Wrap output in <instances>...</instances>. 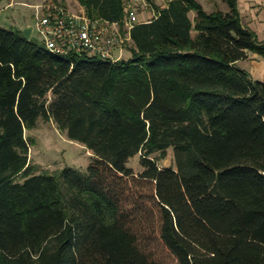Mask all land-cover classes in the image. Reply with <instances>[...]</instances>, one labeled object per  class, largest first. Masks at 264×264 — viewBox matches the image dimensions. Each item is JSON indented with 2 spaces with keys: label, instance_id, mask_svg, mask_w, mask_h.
I'll list each match as a JSON object with an SVG mask.
<instances>
[{
  "label": "trees",
  "instance_id": "trees-1",
  "mask_svg": "<svg viewBox=\"0 0 264 264\" xmlns=\"http://www.w3.org/2000/svg\"><path fill=\"white\" fill-rule=\"evenodd\" d=\"M77 1L125 17L124 0ZM224 1L168 0L114 62L0 26V264H166L157 248L170 264H264V81L237 66L264 40ZM39 118L92 152L86 171L31 163Z\"/></svg>",
  "mask_w": 264,
  "mask_h": 264
},
{
  "label": "rangeland",
  "instance_id": "rangeland-1",
  "mask_svg": "<svg viewBox=\"0 0 264 264\" xmlns=\"http://www.w3.org/2000/svg\"><path fill=\"white\" fill-rule=\"evenodd\" d=\"M47 0H15L10 7L2 8L0 11V26L13 29H25L27 26H33L35 21L33 18V8L29 4L42 3ZM57 3L65 6L72 12H83L81 5L77 0H54ZM207 12L216 9L223 11L228 10V6L224 0H198ZM168 0H144L137 6L138 21L151 19L160 7L167 4ZM4 5V3H3ZM195 11L190 12V17L193 18ZM111 29L117 31L124 39L121 58L130 57V47L132 42L127 38V25L117 23L112 25ZM32 38H39L36 29L31 33ZM119 54L118 49L114 55ZM250 62L245 60L237 63L240 68H246ZM25 135L31 137L33 142L29 146L28 157L31 163L38 165L39 172L46 171L49 173H58L64 167L76 168L81 171H86L89 163L92 160V152L89 151L83 144L70 140L66 133L60 130L52 119L39 118L37 125L31 129L25 130ZM140 154H136L128 161V165L132 167L135 174L142 169L140 165ZM161 165H174L173 151L171 148L167 150L165 158L161 159ZM157 255L165 260L166 264L172 262L171 257L166 254V251L157 248Z\"/></svg>",
  "mask_w": 264,
  "mask_h": 264
},
{
  "label": "built area",
  "instance_id": "built-area-1",
  "mask_svg": "<svg viewBox=\"0 0 264 264\" xmlns=\"http://www.w3.org/2000/svg\"><path fill=\"white\" fill-rule=\"evenodd\" d=\"M15 0H0L2 8L10 7ZM144 0H124L125 17L121 23L127 25V38L133 24L137 22V6ZM4 3V5H3ZM33 8L34 25L39 39L51 52L59 56L86 54L117 61L121 58L124 39L111 29L118 22L90 18L83 12H72L54 0L29 4ZM118 49L119 54L114 55Z\"/></svg>",
  "mask_w": 264,
  "mask_h": 264
},
{
  "label": "crops",
  "instance_id": "crops-1",
  "mask_svg": "<svg viewBox=\"0 0 264 264\" xmlns=\"http://www.w3.org/2000/svg\"><path fill=\"white\" fill-rule=\"evenodd\" d=\"M238 7L243 23L253 29L260 40H264V0H238ZM244 60L250 62L244 69L254 78L264 81V58L250 52Z\"/></svg>",
  "mask_w": 264,
  "mask_h": 264
},
{
  "label": "water",
  "instance_id": "water-1",
  "mask_svg": "<svg viewBox=\"0 0 264 264\" xmlns=\"http://www.w3.org/2000/svg\"><path fill=\"white\" fill-rule=\"evenodd\" d=\"M32 33V26H27L25 29H23V35L25 38L29 39Z\"/></svg>",
  "mask_w": 264,
  "mask_h": 264
}]
</instances>
